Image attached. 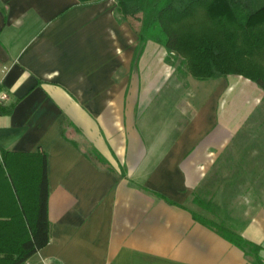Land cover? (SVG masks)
Segmentation results:
<instances>
[{
    "label": "crops",
    "instance_id": "obj_1",
    "mask_svg": "<svg viewBox=\"0 0 264 264\" xmlns=\"http://www.w3.org/2000/svg\"><path fill=\"white\" fill-rule=\"evenodd\" d=\"M0 89V151L47 159L49 242L31 263L255 264L195 221L196 197L241 209L221 221L264 264V163L217 166L243 159L253 81H181L115 0H0Z\"/></svg>",
    "mask_w": 264,
    "mask_h": 264
},
{
    "label": "trees",
    "instance_id": "obj_2",
    "mask_svg": "<svg viewBox=\"0 0 264 264\" xmlns=\"http://www.w3.org/2000/svg\"><path fill=\"white\" fill-rule=\"evenodd\" d=\"M115 1L116 12L137 35L138 50L151 41L168 54H179L185 69H177L181 78L206 80L236 74L264 90V64L257 57L264 49V0ZM202 11L204 21L199 16ZM165 61L169 63V58ZM88 156L100 166L107 165L95 150ZM47 198L45 153L0 151V264H23L48 244ZM193 203L207 209L196 197ZM193 218L217 231L253 263L262 264L260 246L197 214Z\"/></svg>",
    "mask_w": 264,
    "mask_h": 264
},
{
    "label": "rangeland",
    "instance_id": "obj_3",
    "mask_svg": "<svg viewBox=\"0 0 264 264\" xmlns=\"http://www.w3.org/2000/svg\"><path fill=\"white\" fill-rule=\"evenodd\" d=\"M199 16H203L202 21L206 19L204 11L200 12ZM194 26L196 23L193 24ZM210 27V25H209ZM214 29H216L214 27ZM169 58V65L174 68L175 73L177 77L181 81H185V78L188 77L185 76L184 78H181L179 74L177 73V69L181 68V56L177 53H171L168 54L165 50V58ZM260 59V63L264 64V49L260 50L258 52V56ZM254 60H257L256 58ZM183 71L185 70L182 66ZM232 76H241L236 74H229ZM243 77V76H241ZM244 78V77H243ZM182 84V83H181ZM240 139L238 140V146L240 147V154L243 157V159L236 160L235 158L230 161H222L218 163V167L221 166L229 167V168H236V167H242V166H248L249 167H258L262 163L260 160V156L264 155V100L261 101L260 107L257 111L250 117L249 122L247 123L246 127L242 129L238 135ZM235 151V149L233 150ZM237 152V151H235ZM239 153V152H237ZM207 200V199H206ZM207 206V209H204L196 204H192L191 208L193 211H195V214L199 215L200 217H203L205 219L211 220L219 225L226 226L225 223L221 221V216L226 212L230 211L231 213H234L235 211H240L241 209H221L218 204L214 201H207L205 203Z\"/></svg>",
    "mask_w": 264,
    "mask_h": 264
},
{
    "label": "built area",
    "instance_id": "obj_4",
    "mask_svg": "<svg viewBox=\"0 0 264 264\" xmlns=\"http://www.w3.org/2000/svg\"><path fill=\"white\" fill-rule=\"evenodd\" d=\"M8 101H9V94L5 90L0 89V111L6 106ZM23 264H33V263L27 260Z\"/></svg>",
    "mask_w": 264,
    "mask_h": 264
}]
</instances>
